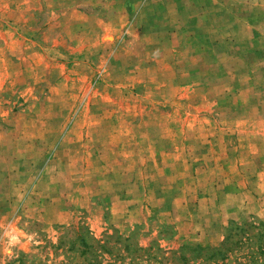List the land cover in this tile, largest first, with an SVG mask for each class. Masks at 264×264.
Segmentation results:
<instances>
[{
	"label": "rangeland",
	"instance_id": "374dc122",
	"mask_svg": "<svg viewBox=\"0 0 264 264\" xmlns=\"http://www.w3.org/2000/svg\"><path fill=\"white\" fill-rule=\"evenodd\" d=\"M83 1L0 0V264H247L178 233L264 222V0Z\"/></svg>",
	"mask_w": 264,
	"mask_h": 264
},
{
	"label": "trees",
	"instance_id": "16d2710c",
	"mask_svg": "<svg viewBox=\"0 0 264 264\" xmlns=\"http://www.w3.org/2000/svg\"><path fill=\"white\" fill-rule=\"evenodd\" d=\"M248 248L247 252H244ZM189 249L198 252L199 256L205 251V260L216 262L217 259L225 260L230 254H236V257H245L246 263L257 262L264 264V222L256 221H230L226 227V233L223 240L215 246L201 244H181L180 248Z\"/></svg>",
	"mask_w": 264,
	"mask_h": 264
},
{
	"label": "crops",
	"instance_id": "0c3cea01",
	"mask_svg": "<svg viewBox=\"0 0 264 264\" xmlns=\"http://www.w3.org/2000/svg\"><path fill=\"white\" fill-rule=\"evenodd\" d=\"M88 1H91V0H87V1L84 0L83 2H88ZM112 2H117V1L112 0ZM65 3H66V0H61L60 5L62 6H60V10L67 8L65 6L68 4H65ZM76 3L79 5L82 2L78 1ZM63 5L65 6L63 7ZM132 9L137 10L138 6L132 5ZM120 10H122L123 12L125 11V13L126 12L128 13L131 11L130 6L129 5L127 6L124 2L120 3ZM123 16H124V22H122V25H128V20L127 18L125 19L126 16L125 15ZM238 206H241V204ZM257 213H261V217L264 219V211H259ZM244 217H247V216L243 214L242 208L231 209L229 207H224L220 212H218V214L204 213V219L206 222V226L200 230L196 228L194 226V223H192L190 220L188 221L182 220L181 229H180V232L178 233L180 237L182 236L181 238L182 242H180V245L185 244V243L201 244V245H216L223 239L225 226L228 224L229 219H243ZM197 218H194V219L197 221ZM7 242L10 243V239ZM14 243L16 242L13 241L10 244H14ZM7 249L9 250V248L6 247V250ZM5 263L6 264H19V261L8 262L4 260L2 264H5Z\"/></svg>",
	"mask_w": 264,
	"mask_h": 264
},
{
	"label": "clouds",
	"instance_id": "9594fccd",
	"mask_svg": "<svg viewBox=\"0 0 264 264\" xmlns=\"http://www.w3.org/2000/svg\"><path fill=\"white\" fill-rule=\"evenodd\" d=\"M10 231H11V230H10ZM15 240H16V237L13 235V236L11 237L10 243L13 242V241H15Z\"/></svg>",
	"mask_w": 264,
	"mask_h": 264
}]
</instances>
